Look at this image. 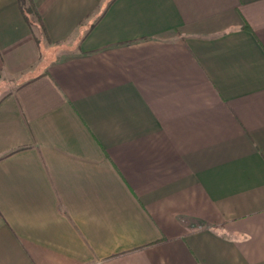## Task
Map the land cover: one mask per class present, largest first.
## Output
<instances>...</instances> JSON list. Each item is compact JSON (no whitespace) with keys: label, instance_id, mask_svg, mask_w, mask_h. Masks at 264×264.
Instances as JSON below:
<instances>
[{"label":"crops","instance_id":"1","mask_svg":"<svg viewBox=\"0 0 264 264\" xmlns=\"http://www.w3.org/2000/svg\"><path fill=\"white\" fill-rule=\"evenodd\" d=\"M34 1L43 35L0 0V264H264V0Z\"/></svg>","mask_w":264,"mask_h":264},{"label":"trees","instance_id":"2","mask_svg":"<svg viewBox=\"0 0 264 264\" xmlns=\"http://www.w3.org/2000/svg\"><path fill=\"white\" fill-rule=\"evenodd\" d=\"M19 6L27 23L30 26H37L41 35L46 34V27L42 16L34 0H19ZM38 40V38H37Z\"/></svg>","mask_w":264,"mask_h":264}]
</instances>
